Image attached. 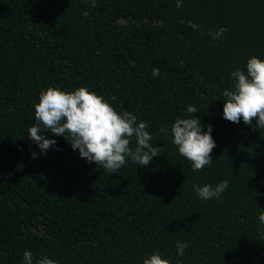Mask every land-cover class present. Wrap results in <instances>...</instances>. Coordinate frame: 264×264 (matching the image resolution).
Returning <instances> with one entry per match:
<instances>
[{"label": "trees", "instance_id": "16d2710c", "mask_svg": "<svg viewBox=\"0 0 264 264\" xmlns=\"http://www.w3.org/2000/svg\"><path fill=\"white\" fill-rule=\"evenodd\" d=\"M251 56L264 59V0H0V264L25 250L58 264H143L154 251L170 264H264V129L222 115ZM48 87H86L148 121L161 154L108 175L48 132L56 147L42 154L27 136ZM190 115L216 144L195 172L170 134ZM223 180L218 200L192 187Z\"/></svg>", "mask_w": 264, "mask_h": 264}, {"label": "clouds", "instance_id": "9594fccd", "mask_svg": "<svg viewBox=\"0 0 264 264\" xmlns=\"http://www.w3.org/2000/svg\"><path fill=\"white\" fill-rule=\"evenodd\" d=\"M96 0H91L95 6ZM88 3V0H85ZM182 0H177L180 7ZM88 12L82 13L87 17ZM189 27L203 36L202 25L189 21ZM227 28L218 27L207 34L213 41L223 40ZM215 46V45H213ZM158 68H153L152 76L159 77ZM234 86L224 90L222 115L231 123L264 129V59L251 56L246 61L245 70L236 68L231 72ZM188 114L198 113L193 105H188ZM35 123L28 129V138L43 154L56 147V141L49 139L45 133L63 137L73 151L88 163H95L108 175L116 173L130 159L136 166H148L154 157L161 154L160 147H154L152 134L147 131L148 121L140 120L129 111L118 113L103 96L79 87L64 91L58 87H48L39 95L34 105ZM206 128V131L204 130ZM161 133L169 130L161 128ZM212 126L204 125L196 115L177 118L172 123L170 134L178 154L191 162L192 170H203L213 162L212 150L216 147L211 135ZM56 150H59L58 148ZM36 158V153H32ZM229 186V180H223L214 186L210 184H193V190L202 200L220 199ZM259 222L264 226V213L259 215ZM187 242L176 244V254L183 257ZM22 264H58L57 260L47 255L34 257L25 250ZM143 264H170L169 259L162 258L158 251L143 259Z\"/></svg>", "mask_w": 264, "mask_h": 264}]
</instances>
